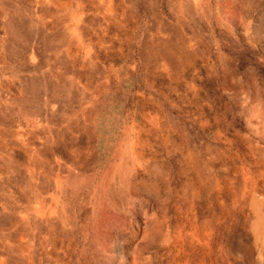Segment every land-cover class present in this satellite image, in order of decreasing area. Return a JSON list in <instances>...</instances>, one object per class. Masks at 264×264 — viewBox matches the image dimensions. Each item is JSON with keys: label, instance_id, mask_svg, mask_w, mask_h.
Returning a JSON list of instances; mask_svg holds the SVG:
<instances>
[{"label": "rangeland", "instance_id": "obj_1", "mask_svg": "<svg viewBox=\"0 0 264 264\" xmlns=\"http://www.w3.org/2000/svg\"><path fill=\"white\" fill-rule=\"evenodd\" d=\"M0 264H264V0H0Z\"/></svg>", "mask_w": 264, "mask_h": 264}]
</instances>
